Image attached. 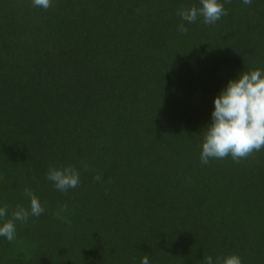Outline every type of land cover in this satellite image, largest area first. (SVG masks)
<instances>
[{
    "label": "trees",
    "instance_id": "16d2710c",
    "mask_svg": "<svg viewBox=\"0 0 264 264\" xmlns=\"http://www.w3.org/2000/svg\"><path fill=\"white\" fill-rule=\"evenodd\" d=\"M220 2L206 25L177 15L199 0H0V205L45 209L0 264H264V149L200 161L214 97L264 70V0Z\"/></svg>",
    "mask_w": 264,
    "mask_h": 264
},
{
    "label": "clouds",
    "instance_id": "9594fccd",
    "mask_svg": "<svg viewBox=\"0 0 264 264\" xmlns=\"http://www.w3.org/2000/svg\"><path fill=\"white\" fill-rule=\"evenodd\" d=\"M52 0H31L32 6L48 9ZM252 0H242L245 5ZM199 7L181 9L177 15L182 21L192 24L203 17L206 25L215 24L227 14L220 0H199ZM178 31L187 29L182 23ZM201 143L200 161L207 164L210 159H223L231 156L238 161L253 151L264 149V70L243 71L214 97L211 123L204 129ZM46 179L59 191H67L79 184V172L72 167L64 169L50 168ZM25 195L30 201V209L18 207L9 215L8 207L0 205V238L12 242L16 238V222L25 223L29 217H39L45 211L39 199L30 191ZM140 264H150L149 257L141 258ZM206 264H242L237 255L215 260L209 256Z\"/></svg>",
    "mask_w": 264,
    "mask_h": 264
}]
</instances>
